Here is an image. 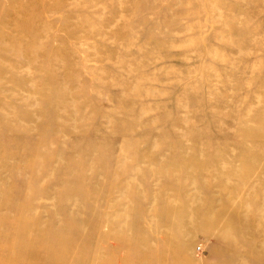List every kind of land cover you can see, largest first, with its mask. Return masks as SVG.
Listing matches in <instances>:
<instances>
[{
    "label": "rangeland",
    "instance_id": "rangeland-1",
    "mask_svg": "<svg viewBox=\"0 0 264 264\" xmlns=\"http://www.w3.org/2000/svg\"><path fill=\"white\" fill-rule=\"evenodd\" d=\"M167 249L264 264V0H0V264Z\"/></svg>",
    "mask_w": 264,
    "mask_h": 264
},
{
    "label": "bare ground",
    "instance_id": "bare-ground-1",
    "mask_svg": "<svg viewBox=\"0 0 264 264\" xmlns=\"http://www.w3.org/2000/svg\"><path fill=\"white\" fill-rule=\"evenodd\" d=\"M25 27H27V25ZM29 30H28V27H27V29L25 31V34L26 35L29 34ZM10 44H12V43H10ZM20 45L21 44H17V41H16V43H14L12 46H13L14 49L19 50ZM26 49H28L27 50L28 51L27 53H29V55L31 56V58L34 59L33 49L31 48V46L29 45V47H27ZM184 198H182V200H181L182 203L184 201ZM161 207L164 208V210L162 211V216H163L165 222L169 225V227L173 228V231H181V229L183 227V224H182L183 221H182V219H180V216L183 215V214L185 215V212H184L185 209L183 208V206H181L178 209L177 208L178 206L177 207L174 206L173 203H172V201H169V202H167V204L164 203ZM167 210L169 211L168 213L166 212ZM170 212L171 213L178 212L177 215H179V219L177 218V216L174 218L175 220H177V223H178L177 227L174 226L172 223H168L167 222V219L170 217V215H172ZM230 222H232L231 226L233 227V232H234L233 234H235V236L237 235L238 236V239L241 236L246 237V235H250V234L251 235H254L258 231L257 228L255 229V227H252L250 225H247L248 223H244V225L242 226V225H240L239 223H237L235 221H231L230 220ZM146 230H147V228H146ZM37 234H40V233H37ZM147 240H148V238H146V236L145 237L144 236H141V237L137 238L136 241L135 240L134 241H130V242L129 241H126L125 243L120 242V244L124 248H127V247L132 246L130 248H127L128 250L133 249V245H135L136 248L140 249V254H141V256H140L141 257L140 262L142 263V262L147 261V259L149 258V255L147 253L148 248H149L148 243H147ZM244 240H245L246 245H247L248 240L245 239V238H244ZM235 241H236L235 238L234 239L232 238L229 242H227L228 244L226 246V251H228V256L224 260H227V261H230L231 262L232 260L237 259L240 256V254L242 255V253L239 250L236 249L237 244H236ZM189 243H190V240L186 241V243H184V246L188 245ZM165 246H167V245H165L163 243V247H165ZM47 250L48 251L51 250L50 247L47 248ZM249 250H250L249 252H250V255L251 256L255 254V251H254V248H253L252 244H249ZM163 253L164 254H162V256L159 253L156 254L155 260L159 259L160 257H163V259H165V260L164 261H161V262H158L156 264H174V260L177 259V256H178V252H175V250H173V249H171V250L167 249ZM245 253H246L245 254V256H246L247 255V252H245ZM185 264H191V263H190V261L188 259H186V263Z\"/></svg>",
    "mask_w": 264,
    "mask_h": 264
}]
</instances>
